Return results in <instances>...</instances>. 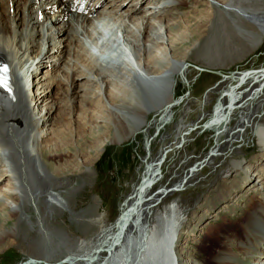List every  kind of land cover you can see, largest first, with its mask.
<instances>
[{
	"label": "bare ground",
	"instance_id": "obj_1",
	"mask_svg": "<svg viewBox=\"0 0 264 264\" xmlns=\"http://www.w3.org/2000/svg\"><path fill=\"white\" fill-rule=\"evenodd\" d=\"M252 1L0 0V69H8L0 74L7 78V85L0 87V247L16 240L20 225L25 223L29 231L43 237L42 264H196L176 245V207L157 210L159 200L172 191L167 187L152 189L160 180L166 148L151 158L117 218L88 240L71 246L62 239L56 241L53 231L43 224L45 215L38 216L36 222L29 210L33 208L38 215L43 197L48 214H53L52 208L71 211L68 197L61 192L74 175L70 164L64 162L66 174L61 177L56 173L58 167L50 169L47 164L49 158L61 154L53 142L58 133L56 114L68 110L55 100L67 101L71 109L76 103L81 106L97 100L106 114H98L97 123H108L112 129L107 142L120 145L131 140L143 129L150 130L149 116L159 115L164 121L178 102L188 98L175 99V89L181 77L186 81L190 73L187 59L198 43L193 42L177 56V46L191 37L183 32L186 16L176 13L177 9L186 5L194 9L202 2L210 16L209 29L219 16L226 44L231 41L224 33L229 23L236 35L255 47L264 37V10L257 7L258 1L252 8ZM24 22L31 25L30 31H22ZM247 25L257 33L246 29ZM236 76L231 77L236 82L228 95L231 99L232 90L252 75ZM218 122L214 118L208 125ZM196 126L180 122L175 140ZM257 142L264 154V127L257 129ZM102 148L97 145L96 151L100 153ZM215 152L197 160L185 172L186 177H193L201 165L210 166ZM228 166L241 173L244 182H254L256 175L243 160H232ZM80 173L91 175L92 169L86 167ZM257 197L241 223L243 237L236 247L243 257L253 259L252 264H264V194ZM147 214L151 216L150 228ZM224 251L218 253L216 264L232 263L234 253Z\"/></svg>",
	"mask_w": 264,
	"mask_h": 264
},
{
	"label": "rangeland",
	"instance_id": "obj_2",
	"mask_svg": "<svg viewBox=\"0 0 264 264\" xmlns=\"http://www.w3.org/2000/svg\"><path fill=\"white\" fill-rule=\"evenodd\" d=\"M256 1L259 2L257 7L264 10V0H253L251 7L256 8ZM176 13L185 14L183 32L191 36L177 46V56L188 50L193 42L198 43L187 59L190 73L186 81L180 78L175 89V99L188 98L184 103L178 102L164 121L159 115L149 116L153 124L150 130L143 129L120 145L107 142L112 134L108 123H97L98 114L106 115L98 107L97 100L81 106L76 103L73 110L67 101L55 100L67 105L68 110L65 114L63 111L55 113L59 123L58 137L55 136L53 142L61 154L57 159L47 158V164L50 169L58 167L59 177L66 172L64 162L70 164L74 175L69 176V185L61 192L68 197L71 211L52 208L53 214L49 215L42 197L40 213L37 215L30 208L29 214L36 222L38 216L45 215L43 224L53 231L56 241L62 239L71 246L82 239L88 240L117 218L123 201L140 181L151 158L166 148L160 180L152 189L167 187L172 190L159 200L157 210L162 212L168 206L176 207L175 225L179 229L176 245L196 264H216L218 253L224 250L234 253L231 264H252L253 259L243 257L236 242L242 240V224L256 205L257 196L264 194V154L257 142V129L264 127V72L250 74L252 76L240 87L232 90V99L228 95L236 82L225 77L264 69V37L253 47L254 44L236 35L227 23L224 33L231 41L226 44L219 16L216 15L209 29L210 16L202 2L194 9L189 5L181 6ZM26 26L24 22L22 31L31 30V25ZM245 27L257 33L254 27ZM34 39L37 40V36ZM41 84H44L42 80ZM32 90L35 93L37 86ZM230 101L233 102L230 104ZM211 114V118H201ZM214 118L219 122L208 125ZM180 122L182 126L194 123L197 126L176 141L174 133ZM97 145L103 146L102 152L96 151ZM214 149L211 165H201L193 177L187 178V169L197 160L212 156ZM232 160H243L250 165L256 175L254 182L248 184L241 173H234L228 166ZM86 167L92 169L91 175L80 173ZM250 174L251 171L247 173ZM77 189L74 194L68 193ZM146 220L150 228L149 214ZM44 246L42 235L29 231L22 223L18 238L0 247V264H42Z\"/></svg>",
	"mask_w": 264,
	"mask_h": 264
},
{
	"label": "snow or ice",
	"instance_id": "obj_3",
	"mask_svg": "<svg viewBox=\"0 0 264 264\" xmlns=\"http://www.w3.org/2000/svg\"><path fill=\"white\" fill-rule=\"evenodd\" d=\"M8 69L5 67L3 69H0V74L6 73ZM7 85V78L6 76L0 75V87H4Z\"/></svg>",
	"mask_w": 264,
	"mask_h": 264
},
{
	"label": "water",
	"instance_id": "obj_4",
	"mask_svg": "<svg viewBox=\"0 0 264 264\" xmlns=\"http://www.w3.org/2000/svg\"><path fill=\"white\" fill-rule=\"evenodd\" d=\"M261 73V72H264V69H262V70H254V71H251V72H244V73H242V75H244V74H246V73H248V74H252V73ZM232 76H230V77H225V78H231Z\"/></svg>",
	"mask_w": 264,
	"mask_h": 264
}]
</instances>
